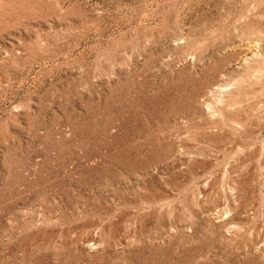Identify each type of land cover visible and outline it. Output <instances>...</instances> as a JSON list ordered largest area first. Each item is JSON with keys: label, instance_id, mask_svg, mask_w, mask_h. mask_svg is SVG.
<instances>
[{"label": "rangeland", "instance_id": "374dc122", "mask_svg": "<svg viewBox=\"0 0 264 264\" xmlns=\"http://www.w3.org/2000/svg\"><path fill=\"white\" fill-rule=\"evenodd\" d=\"M0 264H264V0H0Z\"/></svg>", "mask_w": 264, "mask_h": 264}]
</instances>
